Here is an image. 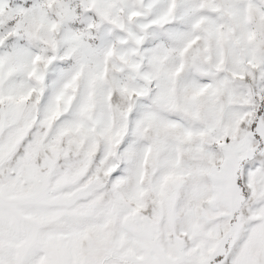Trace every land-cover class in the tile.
<instances>
[{
	"label": "snow or ice",
	"instance_id": "6c2138e0",
	"mask_svg": "<svg viewBox=\"0 0 264 264\" xmlns=\"http://www.w3.org/2000/svg\"><path fill=\"white\" fill-rule=\"evenodd\" d=\"M0 264H264V0H0Z\"/></svg>",
	"mask_w": 264,
	"mask_h": 264
}]
</instances>
